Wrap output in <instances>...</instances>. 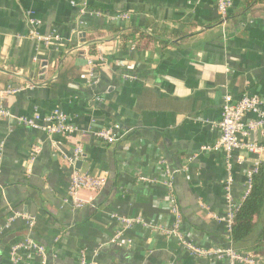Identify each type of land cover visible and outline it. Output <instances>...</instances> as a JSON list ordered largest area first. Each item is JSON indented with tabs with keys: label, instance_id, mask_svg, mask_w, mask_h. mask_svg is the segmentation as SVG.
Returning a JSON list of instances; mask_svg holds the SVG:
<instances>
[{
	"label": "crops",
	"instance_id": "obj_1",
	"mask_svg": "<svg viewBox=\"0 0 264 264\" xmlns=\"http://www.w3.org/2000/svg\"><path fill=\"white\" fill-rule=\"evenodd\" d=\"M120 14L127 18L113 19ZM30 16L40 22L37 33L58 39L48 46L32 39ZM220 22L216 0H0V108L10 114L0 118V227L13 213L35 219L29 228L18 218L0 235V264H12L11 245L28 237L45 247L47 264H76L78 251L94 264H210L139 226L124 235L130 246L109 243L120 228L111 214L171 226L167 172L195 245L228 246L225 223L212 215H225L228 201L240 198L246 171L264 164V153L258 159L235 150L226 157L202 147L220 137L226 95H257L264 104V0H233ZM130 31L157 41L132 50L133 39H119ZM84 57L94 59L99 75L93 86L84 82ZM8 88L20 91L6 94ZM56 108L80 130L91 121L94 129L118 125V141L48 136L18 123ZM247 139L264 144V131ZM78 143V170L106 183L81 191L87 203L74 209L66 203L70 167L62 155H72Z\"/></svg>",
	"mask_w": 264,
	"mask_h": 264
},
{
	"label": "built area",
	"instance_id": "obj_2",
	"mask_svg": "<svg viewBox=\"0 0 264 264\" xmlns=\"http://www.w3.org/2000/svg\"><path fill=\"white\" fill-rule=\"evenodd\" d=\"M233 0H216V7L220 17V24H224L229 16V11L232 7ZM126 19L125 14L116 15L113 19ZM39 21L30 16L29 19V36L36 42L48 46L53 40H57L58 36L52 34L49 36L40 35L35 30L39 25ZM135 47L132 45V50ZM92 57H84L82 69L84 73V82L88 86H93L99 81V75L94 65ZM98 60H102L98 56ZM131 77H128V79ZM20 91L19 88H8L6 94H16ZM99 100V98H97ZM252 116L246 120V117ZM10 117L7 110L0 108V118ZM18 123L26 127L40 129L48 136L61 135L72 138L75 134L80 133L83 138L94 137L106 145L114 144L119 139V126L111 125L104 128L94 129V122H90L87 130H80L76 125L72 124L67 115L59 110L53 109L45 116L33 114L31 116H22L18 118ZM220 133L219 139L212 145L202 147L203 151H222L226 157L231 152L238 150L243 153L255 155L258 159L264 153V144L261 142L249 141L250 134L255 131H264V104L263 100L257 95H243L239 99H233L230 95H226L223 99L221 107V119L217 124ZM40 146L36 144L32 147L28 159L26 161V170L30 171L33 162L39 153ZM82 145L78 143L70 156L62 155L68 167H70V182L66 192V203L74 209L82 208L87 200L81 197V191H91L102 188L106 183L105 176H94L89 173H82L76 168V162L82 155ZM261 165L259 161L255 163L252 170L246 171V181L244 190L240 198L236 201H228L226 214L223 216L212 215L213 221L225 223L228 235L231 231V226L236 212L241 207L242 203L248 197L251 190V181L253 175L257 172ZM139 182L152 185L154 180L145 176L137 178ZM168 190V210L172 217V224L169 228H158L152 223L146 222L140 217L128 218L119 217L116 214H111V218L116 220L120 228L114 233L109 240V243L117 247H128L130 241L124 238L125 233L134 226H139L142 230L159 231L167 239H172L180 245L185 254L194 258L205 259L210 264L226 261L227 264H262L257 258L236 251L231 246H216L202 248L196 246L193 239L184 229V219L179 210L177 201L172 193V175L166 173L165 180L162 183ZM18 218L26 222L27 227L32 228L35 224V219L26 214L13 213L6 222L0 227V235L8 230L11 224ZM56 239L55 242H58ZM9 257L12 264H47V252L45 247L32 238H25L11 245L9 249ZM76 264H94L93 261H88L83 251H78ZM172 264V263H170Z\"/></svg>",
	"mask_w": 264,
	"mask_h": 264
},
{
	"label": "trees",
	"instance_id": "obj_3",
	"mask_svg": "<svg viewBox=\"0 0 264 264\" xmlns=\"http://www.w3.org/2000/svg\"><path fill=\"white\" fill-rule=\"evenodd\" d=\"M125 31V30H124ZM130 31L119 39L134 40L137 50H146L157 41L155 36ZM95 46H89V54H94ZM226 245L238 252L247 253L264 264V164H261L251 181V190L235 214L231 231L225 239Z\"/></svg>",
	"mask_w": 264,
	"mask_h": 264
},
{
	"label": "water",
	"instance_id": "obj_4",
	"mask_svg": "<svg viewBox=\"0 0 264 264\" xmlns=\"http://www.w3.org/2000/svg\"><path fill=\"white\" fill-rule=\"evenodd\" d=\"M251 138H256L257 139V137L260 135V131H255V132H252L251 134ZM257 142V141H256ZM79 164H80V161H77L76 162V168L78 169V166H79Z\"/></svg>",
	"mask_w": 264,
	"mask_h": 264
}]
</instances>
